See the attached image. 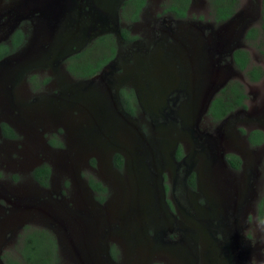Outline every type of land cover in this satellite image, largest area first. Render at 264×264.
Masks as SVG:
<instances>
[{
    "label": "rangeland",
    "instance_id": "rangeland-1",
    "mask_svg": "<svg viewBox=\"0 0 264 264\" xmlns=\"http://www.w3.org/2000/svg\"><path fill=\"white\" fill-rule=\"evenodd\" d=\"M8 1L0 0V9L6 6ZM99 1L102 5L113 7L119 0ZM166 2L167 0H147L138 20L127 26L130 34L136 36L138 43L127 51H122L123 55H120L117 64L119 66L117 78L119 77L122 84L132 90L133 95H137L140 104L136 103L137 110L133 115L130 114L124 118L118 116L112 107L113 100L109 98L105 90L96 94V91L91 88L89 94H70L71 85L77 81L72 79L73 83L61 93L54 91L56 84L54 80L52 85L46 88L47 90L43 89L33 94L37 97L36 103L30 101L26 103L25 114H31L34 109H37L39 112L34 118L27 115L28 117L11 119L19 135L13 151L9 150L10 146H7L0 155L3 165H6L0 167V182H3L5 188H13L18 182L25 180L24 175L6 171L7 166L11 165L9 164L12 162L11 158L17 156L16 152L21 153L24 162L33 163L43 157L41 147L45 146L47 138L50 137L49 133L58 130L62 138L63 143L60 148L50 149L49 152L44 153L49 161L53 198L35 209L33 207L21 209L18 214L16 212L17 216L15 215L16 223L19 218H22L25 221L23 224L52 228L59 247L66 244V254L70 259H63L62 255H59L62 249L58 248L57 257L61 259L57 264H94L96 245L99 244L98 242L103 245L110 240L107 241L105 240L107 237L104 239L99 236L101 235V230L100 233L98 232L100 225H90L92 222L89 221V214L81 220L83 210L80 205L79 207L73 203V199H81L79 192L82 190V186L74 178L79 175L81 180H84L91 174L87 167H91L97 178L107 185L104 199L100 202L102 206L106 204L103 211L108 214V217L111 216L119 221L116 235H112V232L109 235V238L115 240L114 243L110 240L112 242L110 248L115 249L117 244L123 250V263L119 264H125V260L128 259L131 260V264H150L151 261L163 255L162 253L174 264H194L195 254L198 256L199 264H221V256L217 251L212 250L215 248L212 246V232L210 230L209 233V229L213 228L205 221L209 215L208 210L213 205H218L220 200L221 204L230 194L229 197H233L232 201L238 204V207L241 205L240 211L234 214L228 212L230 220L236 218L237 225L241 227L240 233L245 239L244 244L249 247L252 257H256L257 260L264 259V226L258 227V221L264 215H259L257 212V203L261 199H263L262 209L264 210V165L263 159L260 164L258 160V158H264V140L249 158H244L241 169L233 172L227 167L224 168L226 175L235 177L234 180L238 181L237 184L235 181V183L232 182V188L226 187L220 180L219 173L216 176L214 165L218 164V160L213 163L208 159L205 162H199L194 190L196 193L194 205L196 203L197 206L192 213L186 215L173 207L167 193L161 197L158 192L159 176L155 166L149 167V171L157 176L151 175L150 178L144 177L137 166V158H139L137 149L141 141L160 150L155 152V159L159 156L167 159L168 153L175 144L188 143L186 140L179 139L180 131L177 128L164 129L160 126L152 128L149 125L150 111L161 104L164 93L169 88L182 86L188 93V97H191L184 101L183 107L187 109L189 116L195 117L202 108L208 84L211 83L205 79L209 77L206 75L208 68L199 63L197 67H193V70L186 60L188 49L185 46L194 44V41L189 38L192 36L189 27L185 26L186 31L179 34L184 41L161 42L152 36L149 23L150 12L153 9L162 8ZM260 5L261 0H237L233 13H239V15L234 20L233 26L232 23L226 26L225 22L212 25L214 32L218 34L224 33V30H232L229 32L232 41L248 52L252 64L259 65L263 70V76L254 82L249 81L242 71L235 68L231 69L229 76V79H235L242 84L247 107L245 113L239 114L235 111L229 116L227 123L223 124L221 145L228 144L230 149L246 148L245 150L250 153V147L245 144L247 128L244 123L250 122L249 124L260 130L264 136V58L255 47L238 37L237 30L241 25L243 28L244 26L259 28ZM189 10L191 15L189 19L192 21L196 20L198 15L202 25L210 23L209 0H190ZM24 23L21 28L23 30L29 28L28 36L30 23ZM125 24L120 22L121 27ZM183 24L186 25L189 22ZM67 25L69 28L64 27L52 42V46L57 47L54 51L66 50L78 40L81 34L78 22L67 21ZM177 34L174 35L175 39ZM35 71L37 76L39 70ZM28 72L30 70L23 74L15 73L12 76L15 80L17 78L20 80L12 86L10 93L5 85V88L0 86L2 91L0 106H3L5 100L10 98L12 101L17 100L19 88L16 86L23 81ZM209 74L212 76L213 83L218 82L222 77L220 72L215 73L210 70ZM40 76L51 77L47 74V70H43ZM24 84L23 81L21 86ZM136 97L134 96L137 102ZM234 116L237 118L236 121ZM203 119L204 116L200 118L199 127L203 126ZM114 154H119L121 157L120 168L113 166ZM249 169H251V176L247 177ZM170 174L169 166H165L160 171L161 185L165 184L164 179L170 178ZM38 191L41 192L40 189ZM58 191H61L60 195L57 194ZM91 196L97 200V195ZM166 202L170 204L176 215L177 212H181L189 220L188 233L193 235L197 243V253L181 245L170 251H158L147 240L152 235L153 220L163 216L162 211L166 210ZM5 212L9 213L7 210ZM13 217L14 215L11 218ZM8 222L9 220H5V223ZM101 229L104 230V228ZM133 246H136L134 252L130 251ZM248 254L245 253L247 256Z\"/></svg>",
    "mask_w": 264,
    "mask_h": 264
},
{
    "label": "flooded vegetation",
    "instance_id": "flooded-vegetation-1",
    "mask_svg": "<svg viewBox=\"0 0 264 264\" xmlns=\"http://www.w3.org/2000/svg\"><path fill=\"white\" fill-rule=\"evenodd\" d=\"M123 0H119L117 2L115 12L118 18V27L120 31V21L119 20V6L121 5V2ZM145 5L141 8V11L139 13V16L141 12L143 11L144 7L146 6L147 0H145ZM190 2V1H189ZM1 6V5H0ZM87 10V7H84L83 9H77L75 10V14L79 16H85L83 13ZM157 10V9H156ZM153 9L150 12V27H151V33L152 36L156 39L160 40L161 42H173L175 40L181 41L183 38L179 35L180 32L186 31V27H189V32L192 36H190V40L194 41L193 46L186 45L185 47L188 49L187 51V57L186 60L189 63L191 68L194 70L195 67L199 63L203 64L205 68H208L209 71H207L206 75H209L211 66H223V68L226 67V63L228 62L229 57V49L225 51V45L224 42H220L216 37V33L214 32V28L212 25L224 23L227 18L224 21L221 22H214L212 17L210 23H206L205 25H202V20L198 18L199 16L196 15V20L192 21L190 10H189V3L187 4V7L185 9V16L183 17H175L170 12H165L167 14H162V8L158 9L156 11ZM189 20V21H188ZM30 23L29 20H23L21 21L17 27L6 36L5 39H1V37L4 35L6 30L8 29V22L6 21V16L3 14H0V44H9V38L11 34L18 28H21V25L23 23ZM184 22H189V24L184 25ZM24 23V24H25ZM107 25H110L108 23ZM249 26L240 27L238 29V37L241 40L243 39V36ZM130 32V31H129ZM178 33V34H177ZM103 34H112L110 32H104ZM176 39L174 38V35H176ZM98 35V36H101ZM113 35V34H112ZM133 35V34H131ZM96 36V37H98ZM114 36V35H113ZM96 37L90 39L85 45H83L80 50L86 46L88 43H90L93 39ZM136 37V36H135ZM27 39V36L25 37L24 43ZM194 39V40H193ZM184 41V40H183ZM23 43V44H24ZM138 43L137 38L133 39L129 42H124L121 40V42L116 41V49L114 52V55L108 59L105 63H103L100 68L90 77L85 79H76V80H92V83H94V86L92 87L93 90L96 91V94L104 89H110V87H113V85L117 87V93L119 95L120 99V92L123 90V93L126 94L130 90V88H127L124 84L121 83V80L117 78V72L119 69V66H117L120 55H123L122 51H127L132 46ZM184 42H182V45ZM22 44V45H23ZM21 45V46H22ZM20 46V47H21ZM19 47V48H20ZM16 50L9 52L3 56L0 57L3 58L9 54L14 53ZM240 48V46L236 47ZM235 48V49H236ZM78 50L77 52H79ZM70 53L68 54L60 63L59 65L54 69H35L39 70L37 76L35 75L37 72L35 70H31L28 72L25 77L23 78L24 86H21V83L16 86L18 89V98L16 101H12L11 98L7 101L5 100V103L3 106H0V155L4 151V149L7 146H10L11 151L14 149L15 142L18 139V133L16 132L13 121L11 119H14L16 117L22 118V117H30L34 118V116L39 112L37 109H34L31 114H25V104L30 102L36 103V96H33L34 93H39L43 89H46L52 85V82L55 80V89L57 93H61V91H66L67 87L70 86L74 80L67 71L65 70V63L66 59L69 58L71 55L77 53ZM122 52V53H121ZM113 61L112 66L110 67L108 64ZM233 62V61H232ZM194 67V68H193ZM235 68L233 63L232 67ZM43 70H47V74L50 75L49 80L45 82L44 84L41 83L42 78L46 76H40L42 74ZM105 74L103 78H100L99 74ZM34 75L35 78L33 80H29L28 77ZM55 77V78H54ZM229 79H226V82ZM38 84V86H36ZM225 84V83H224ZM222 86V85H221ZM221 86L218 87L214 92L211 89L210 95H208V103L202 107L201 111L197 113V123L194 124L192 127H188L187 131L184 130L183 126V120L186 122V114H188V111L186 108L183 107L184 101L189 100L191 97H188V93L182 86H177L173 88H169L164 93V103L160 107L162 109V114L160 116H156V121L161 122L162 118L168 117L172 118V125L173 128H177V130L181 131L189 141L185 145H175V147L172 149L173 154L171 155V161L170 165H166L170 167V178L164 179L165 184L161 185L162 188V194L165 196L167 193L173 207L177 209L178 211H182L185 213H192L193 210H195V207L197 204L194 205V194L195 193V182H196V176H197V168L199 165V162H205L204 157L209 154L210 161H215L213 157H216L218 160V164L214 165L215 167V174L219 177L220 180L226 185L227 188H232V182H234L235 177H231L230 175H226L225 173V167H227L229 170L235 172L239 168H242L243 160L244 158H249L250 155H252L253 152H255V149L259 147V145H251L247 139V134L253 130L256 129L252 125H250V122H245V126L247 128L245 132V144L250 147L251 153L247 152V150L243 148H232L230 149L228 144H225L224 146L221 145V129L223 124L227 123V120H229V116L233 114L235 111L236 113H245L246 103L244 99L245 108H237L228 114H226L224 117L213 120L206 112L209 106L210 101L213 99V97L218 93V91L221 89ZM25 87V89H24ZM223 87V86H222ZM47 90V89H46ZM53 90V89H52ZM113 90V89H112ZM54 91H50L51 93H54ZM132 91V90H131ZM191 91V89H190ZM2 93L0 88V94ZM133 93V92H132ZM29 95H32L29 97ZM29 97V98H27ZM29 99V100H28ZM121 102V101H120ZM2 105V104H1ZM123 107V105H122ZM124 112L127 115H130L128 112ZM203 114V115H202ZM204 116L203 119V126L199 127V124L201 122L200 118ZM237 118L234 116V121H236ZM4 128L2 129V127ZM9 129V130H8ZM11 130V131H10ZM54 133V134H53ZM13 135V136H12ZM49 138H47L45 146L41 147L43 151H41L42 158L39 160H35L33 163L24 162L21 158V153L16 152L17 156L15 158H11V161L9 166H7L6 171H12L17 172L21 175L25 176V180L22 182H18L17 185H15L13 188H5V185L3 182H0V264L5 263H18L23 264V261H25L24 256L21 254L22 249L24 246L27 245V242L29 240V236L35 231H45L46 234L48 233L52 238H54V244L56 246L55 251L58 248H61L62 251L60 252L62 255L61 257L63 259L69 260L70 257L67 256L66 251V244L58 245V239L55 238L53 235V229H49L42 225H28L23 224L24 219L19 218V221L16 223V212L18 214L19 210L21 209H27L29 207H33V209L39 207V205L44 204L45 202H49L52 197V183H51V174H50V167L49 161L44 155V153L49 152L50 149H58L62 146V138L60 135V132L58 130H55L52 133H49ZM53 138L54 140H58L60 142V146L52 145L50 144L49 140ZM184 144V143H182ZM249 149V148H247ZM231 154L238 157L240 163L238 165V168L235 169L230 166V164L226 160V155ZM18 155L20 157H18ZM214 155V156H213ZM263 157L259 160L262 163ZM47 166L49 168V173L45 178V184H43V178L38 175H33L34 169L40 167V166ZM6 166V165H5ZM3 165L2 158L0 156V167H5ZM24 166V167H23ZM114 166V165H113ZM22 167V168H21ZM88 172L91 173L87 175V177L84 178V183L81 185L82 189L90 193V195H98L97 192L93 191L92 188L88 184V178H91L93 180H96L100 182L102 186L105 188L107 187L106 183L99 178H97L96 174L90 169L91 167H87ZM165 168V167H164ZM251 176V169H249V173L247 174V177ZM195 180V181H194ZM163 181V182H164ZM236 182V183H235ZM234 183L237 184L238 181H235ZM234 184V185H235ZM4 186V187H3ZM40 189L41 192L38 190ZM81 190L79 192L80 198L78 200L73 199V203L77 206L85 205V199L83 198L84 191ZM197 190V188H196ZM61 191H58L57 194L60 195ZM106 192H101V195H105ZM93 196V197H94ZM231 196V194L229 195ZM91 199L97 203L100 204L101 201L98 199L96 200L91 197ZM198 202V201H196ZM52 203V202H51ZM48 205V204H47ZM194 205V206H193ZM49 206V205H48ZM79 206V207H80ZM165 211L164 214L167 216V219H163L164 223L161 224V232H162V243L166 247H172L176 244H180L183 247H187L191 249L194 253H197V243L190 239V234L188 233L190 229L188 228L189 220L182 215L181 212H177V215L173 212L172 207L169 203L166 202L165 205ZM5 210H7L9 213H6ZM217 208H213L210 210L208 215V220L210 224H208L213 229H209L212 232V239L213 243L212 246L215 248V250L212 248L214 252H218L219 255L221 253V247H224L225 243L228 246L230 252L238 255V261L236 264H250L251 259L253 261L257 260L256 257H252L253 255L250 254L249 247H246L244 244V238L242 237L240 231L241 227L236 224H233L230 220V218L225 217V220L217 219V215L221 211H217ZM8 214H11L10 216ZM14 215L13 218H11ZM16 215V216H15ZM165 216V217H166ZM5 220H9L8 223H5ZM226 230V232H225ZM154 228H151V233L153 234ZM227 233H231L230 240H226L225 236ZM100 236V234H99ZM104 237H107V240L110 239L112 242L115 241L111 238H109V235H104ZM106 242L105 244H99L96 245V248L94 249V253L97 255L98 258L104 257L106 264H116V263H123V250L122 248L116 244L115 249H111L110 246L112 245L111 241ZM30 243V242H28ZM114 243V242H113ZM105 246V248H104ZM103 247L102 253L100 252V248ZM112 247V246H111ZM163 248V247H162ZM165 248V247H164ZM186 248V249H187ZM64 250V252H63ZM68 250V249H67ZM69 251V250H68ZM165 251V250H161ZM167 251H170V249H167ZM245 253H249L248 256L245 255ZM99 254V256H98ZM163 255L159 256L157 260L151 261L150 264H174L172 261L169 260V258L162 253ZM222 254V253H221ZM222 258V257H221ZM61 258H58V261ZM131 260H125V264H131ZM194 264H199L198 262V256L195 254V259L193 260ZM226 264V260H223L222 263Z\"/></svg>",
    "mask_w": 264,
    "mask_h": 264
},
{
    "label": "water",
    "instance_id": "water-1",
    "mask_svg": "<svg viewBox=\"0 0 264 264\" xmlns=\"http://www.w3.org/2000/svg\"><path fill=\"white\" fill-rule=\"evenodd\" d=\"M118 2V1H117ZM117 2L114 4L113 7H107V5H102L99 0H9L7 5L2 6L0 9V14H3V16H6V21L8 22V29L4 33V35L1 37V39H5L7 35H9L16 27L17 25L23 21V20H29L30 21V31L29 35L27 36V39L25 43L14 53L9 54L3 58L0 59V86L2 88L7 87V91L10 93V90L13 89L12 86L16 84V82H19L20 79H14L12 76L17 74H23L26 71H31L35 69H45L50 68L54 69L56 68L59 63L70 53L77 52L80 50V48L85 45L90 39L101 35L104 32H110L114 35L115 40L121 42V36L120 31L118 27V18L115 12V8L117 5ZM84 7H87V10L83 13L85 16H79L75 14V10L77 9H83ZM239 13H233L228 20L225 21V25L232 23L234 20L238 17ZM67 21L70 23L71 21L78 22L79 24V31L80 35L78 37L77 42L70 48L66 50L61 51H54L55 48L52 46V42L55 40V37L58 35V32H61L64 27L69 28L67 25ZM110 23V25H107ZM242 27V25H241ZM245 27V26H244ZM224 33H216V37L220 42H224L225 51L229 49V59L228 62L225 64L226 67L223 68V66H211L212 72H220L222 73L221 79H219L218 82L213 83L212 82V76L209 74V77L205 78L208 79L211 83L208 84V88L206 91V95L202 102V107L206 103H208V95L213 91H215L218 87L221 85L223 86L224 83H226V79H229L231 67H232V52L235 50L236 47H238V44L234 43L232 41L231 35H229V32L232 30H224ZM238 32V30H237ZM239 33V32H238ZM238 35V34H237ZM113 64V61H111L108 65L111 67ZM105 74L100 73V78L105 77ZM214 79V78H213ZM12 80V82L10 81ZM7 83L8 86H7ZM122 84L121 83H118ZM5 85V86H4ZM117 85V84H116ZM115 85V86H116ZM94 86V83H92V80H77L75 81L71 87L72 89H69L70 94H76L79 95V93L83 94H89V89H91ZM110 87V89H104L108 94L109 98L113 100L112 107L116 110L118 113V116L121 117H127V115L122 107V104L119 99V95L117 93V87ZM221 86V87H222ZM113 89V90H112ZM212 89V91H211ZM137 96L136 94L134 95ZM164 96V95H163ZM164 98V97H163ZM136 100L138 104V98L136 97ZM164 103V100L161 102L160 105L154 108V110L150 111V117H149V125L152 128H158L163 127L164 129H170L173 128L172 125V118H162L161 122L156 121V116H160L162 114V109L160 108L162 104ZM202 108H200L201 111ZM186 116V122L183 120V126L184 130L187 131L188 127L194 126L195 123H197V117L189 116V113L185 115ZM14 126V125H13ZM221 136L223 137L222 131H220ZM180 140H187V137L180 131L179 135ZM177 145V144H175ZM175 145L171 148L170 152L168 153V158H164L159 156L155 159V152L160 151L159 149H155L153 146H148L145 142L141 141L139 142V149L137 151L139 152V158L138 160V168L143 172L144 177H149L153 175L152 177H156L157 174L159 176V193L162 197V188H161V177H160V171L166 166V163L170 165L171 161V155L173 154V148ZM118 150V149H117ZM214 156V155H213ZM209 154L204 157V160L210 161ZM214 160H219L216 157H213ZM213 163V161H210ZM215 162V161H214ZM125 165V161H124ZM157 170V174L151 173L149 171V167H154ZM143 177V176H142ZM79 185H82L84 183L83 180H81L80 176L77 175L76 178H74ZM83 190V189H82ZM84 191V190H83ZM90 193L85 189L83 198L85 199V205H81V209L83 210V216H81V220L89 214V221L92 222L90 225L98 224L99 229L98 232H101L100 237L105 238L104 235H110L112 232V235H116L117 227L119 221L116 218L108 217V214L103 211L105 209V206H102L101 204L95 203L91 199ZM231 198V199H230ZM233 197H229V195L221 202L219 201L218 205H213V208H217V211H221L217 215V219L225 220V217L230 218V214H234V212L240 211L241 205L238 207V204H236L234 201H232ZM212 209V208H211ZM208 212H210V210ZM88 212V213H87ZM164 213V209L162 211ZM92 214V215H90ZM163 214L162 217H158L157 220H153L152 226L154 228V232L151 235L149 239H147L149 242L152 243V246L154 249L160 250H167V249H173L174 247L180 245L176 244L172 247H166L162 243V230H161V224L164 223V220L167 219V216ZM103 218V219H102ZM164 219V220H163ZM233 224H236V218H233L231 220ZM104 223V224H103ZM206 224H210L208 217L205 221ZM116 224V227H114ZM109 229H106L108 228ZM101 228H104L101 229ZM189 228V227H188ZM99 232V233H100ZM226 232V230H225ZM231 233H227L225 236L226 240H230ZM190 239L193 241L194 237L190 234ZM195 241V240H194ZM136 246H133V249L130 251L134 252ZM163 247V248H162ZM165 247V248H164ZM105 248V246H104ZM103 247L100 248V252L102 253ZM222 253V254H221ZM221 253L220 256L223 258V260H226V264H236L238 261V255L230 252L228 246L224 245V247H221ZM99 256V254H98ZM104 257L98 258L96 255V258L94 260V264H106V261L104 260ZM93 262V261H92ZM222 263V259L220 261Z\"/></svg>",
    "mask_w": 264,
    "mask_h": 264
},
{
    "label": "trees",
    "instance_id": "trees-1",
    "mask_svg": "<svg viewBox=\"0 0 264 264\" xmlns=\"http://www.w3.org/2000/svg\"><path fill=\"white\" fill-rule=\"evenodd\" d=\"M190 0H167L162 6V13L170 12L175 17L185 16V9ZM145 0H123L119 6V20L126 23L124 27L120 28V36L124 42H129L135 39V35H131L128 29V24L136 22L139 18L141 8L145 5ZM237 0H209L211 12L210 15L213 21L221 22L229 18L235 11ZM261 23L259 28L250 26L247 28L243 39L256 48L257 52L264 58V0H261L260 5ZM29 29V28H28ZM28 29H16L9 38V44H0V57L19 48L27 36ZM116 49V40L112 34H103L96 37L79 52L71 55L66 59L65 70L74 79H85L92 76L100 66L110 59ZM95 50V51H94ZM97 52V53H96ZM232 61L235 69L242 71L249 81H258L263 76V70L259 65L250 62L248 52L243 48H236L232 52ZM34 75L28 77L33 80ZM49 80V77H44L41 83L44 84ZM38 86V84H36ZM246 94L243 90L242 84L235 80L229 79L218 93L210 101L207 114L213 119L218 120L224 117L229 112L237 108H245L244 99ZM120 101L126 112L133 115L136 110V101L131 89L124 94L123 90L120 92ZM4 126L2 127V129ZM9 130V129H8ZM11 131V130H10ZM13 136V135H12ZM247 141L251 145H259L263 142L264 136L258 129L251 130L247 136ZM50 144L60 146L58 140L51 138ZM226 160L231 167L237 169L240 163L238 157L235 155H226ZM114 167L120 168L122 160L119 154H114L112 158ZM264 165V158H263ZM49 173V168L45 165L40 166L33 171V175H38L45 178ZM88 184L93 191L97 192V199L101 201L104 196L101 192H106V188L100 182L88 178ZM263 199L257 203V212L259 215H264L262 209ZM264 220V217L261 219ZM30 242V243H28ZM27 245L22 249V255L25 261L23 264H57L58 255L55 251L54 238H52L45 231H35L29 236ZM5 264H18L14 262Z\"/></svg>",
    "mask_w": 264,
    "mask_h": 264
},
{
    "label": "clouds",
    "instance_id": "clouds-1",
    "mask_svg": "<svg viewBox=\"0 0 264 264\" xmlns=\"http://www.w3.org/2000/svg\"><path fill=\"white\" fill-rule=\"evenodd\" d=\"M260 226H264V220H259L258 221V227H260ZM250 264H264V259L255 260V261H253L251 259Z\"/></svg>",
    "mask_w": 264,
    "mask_h": 264
}]
</instances>
